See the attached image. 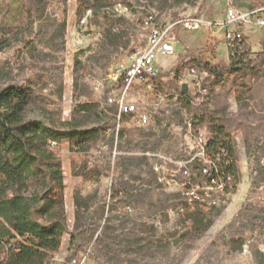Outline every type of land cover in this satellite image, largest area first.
<instances>
[{
    "label": "rangeland",
    "instance_id": "rangeland-1",
    "mask_svg": "<svg viewBox=\"0 0 264 264\" xmlns=\"http://www.w3.org/2000/svg\"><path fill=\"white\" fill-rule=\"evenodd\" d=\"M128 1L133 11L121 4L113 10L136 21L138 31L128 32L127 47L113 52L108 59L100 56L101 29L91 23L90 12L79 20L76 0H0V23L12 26L15 34L10 45L0 52V89L9 84H26L29 78L42 73L46 87L37 89L56 102L49 108L59 107L62 120L71 119L79 102H99L106 113L100 124L87 125L89 128L102 125L108 130L89 151L73 152L66 141L55 148L63 162L69 228L60 250L53 254L52 264H66L68 256L77 249L80 251L72 264H264V236L249 238L241 251H231L225 244L226 238L239 232L243 207L251 204L259 211L264 203L262 187L253 184L255 167L260 159L264 163V79L253 83L246 119L241 115L234 91L226 87L229 90L227 125L237 145L240 181L234 193L225 195L214 190L220 211H213L214 224L207 233L189 249L172 243L168 250L154 247L149 253L129 254L124 247L113 245L118 255L110 262L96 248L101 225L107 218L120 239L134 232L143 221L156 224L157 238L167 229L182 232L175 200L182 190L181 166H169L177 172L171 184L158 183L152 168L156 160L147 154L161 153L176 160L193 156L197 142L186 124L189 115L182 110L179 94L171 87L137 80L127 92L119 86L122 74L147 46L150 30L142 21L152 18L169 26L179 18L197 16L217 24L214 29L199 32L176 26L170 32L168 39L176 44L175 51L158 53L154 61L164 82L179 84L175 68L199 55L213 64L230 61L225 28L220 26L225 22L229 0ZM245 32L256 56L264 49V28L247 25ZM33 54L38 58L37 66L31 60ZM78 56L86 68L76 91L74 74ZM197 72L206 77L203 72ZM61 87L63 95L59 97ZM111 97L114 102H109ZM122 100L136 105L138 110L128 116L116 114L114 103ZM210 100L213 107L226 102L222 94ZM140 114L149 119L145 126L136 123ZM28 118L48 124L47 115L38 107L30 110ZM122 129L125 135L120 137L118 133ZM85 167L96 172L85 176L75 174L74 170L81 172ZM113 184L123 189L117 200L110 197ZM127 189L133 192L128 194ZM76 197H91L93 201L87 208L77 210ZM250 229L249 237L255 232L259 234Z\"/></svg>",
    "mask_w": 264,
    "mask_h": 264
},
{
    "label": "trees",
    "instance_id": "trees-1",
    "mask_svg": "<svg viewBox=\"0 0 264 264\" xmlns=\"http://www.w3.org/2000/svg\"><path fill=\"white\" fill-rule=\"evenodd\" d=\"M177 1L187 3L191 0ZM118 4L134 10L128 0H76L79 20L90 12L91 23L101 29L100 56L108 59L113 52L127 47L128 32L138 31L136 21L113 10ZM14 35L12 26L0 23V52L10 45ZM31 60L35 66L38 65L36 55L33 54ZM85 68L86 63L78 56L75 59L74 74L76 91L79 90ZM186 68L206 74L203 87L208 91V98L198 106L194 105V96L188 88L183 89L177 82H164L162 73L148 75L149 81L171 87L178 92L181 108L189 115L186 124L191 122L195 131L205 129L206 154L212 158L219 157L218 173L214 168L212 175L204 173L203 162L196 158L188 166V174L182 173V182L187 183L186 187L197 184L205 187L214 185L212 179L220 178L225 181L224 194L234 193L240 181V170L237 145L227 125L229 90L226 87L229 86L234 91L241 115L246 119L253 83L264 79V49L254 56L248 38L244 37L235 48L230 49L229 62L213 64L203 55L196 56L175 68L177 80L180 79L181 71ZM126 74L124 72L119 80L120 87L127 85ZM39 86L46 87L42 73L29 78L26 84H9L0 89V264H52L53 254L60 250L69 228L63 162L55 148L66 141L73 152H87L108 133L102 125L87 127L93 122L100 124L106 115L99 102H79L74 106L71 119L62 120V110L59 107L49 108L56 102L42 94L37 89ZM168 91L162 90L165 93ZM218 94H222L226 102L220 107H213L210 99ZM62 95L61 87L59 97ZM35 107L47 115L48 124L41 119L28 118L30 110ZM114 111L119 113V104L116 102ZM118 135L124 136L125 130H120ZM52 142L58 145L53 147ZM260 161L261 159L254 169L253 184L262 187L264 194V163ZM74 171L80 176L96 172L94 169L87 170V167L81 172ZM154 173L159 183L158 174ZM185 189L180 190L175 198L182 232L167 229L157 238L156 224L143 221L134 232H129L120 239L110 224V218H107L101 225L102 233L96 239V248L108 262L118 255L113 245L124 247L129 254L149 253L154 247L168 250L172 243L191 248L214 224L213 211L219 212L220 209L212 202V198H215L214 191L210 192L212 197H208L205 190L200 188V199L190 203ZM125 191L128 194L133 192L131 189ZM122 193L123 189L113 184L111 200L119 199ZM92 201L91 197H76L77 210L87 208ZM251 206L245 205L240 211L239 218L243 222H239V232L225 239V244L231 251L243 250L249 238L259 239L264 236V203L259 211ZM76 223L78 226V220ZM248 227L259 234L255 232L249 237ZM73 244L71 239V245ZM79 251L80 249L73 251L66 264H72Z\"/></svg>",
    "mask_w": 264,
    "mask_h": 264
},
{
    "label": "built area",
    "instance_id": "built-area-1",
    "mask_svg": "<svg viewBox=\"0 0 264 264\" xmlns=\"http://www.w3.org/2000/svg\"><path fill=\"white\" fill-rule=\"evenodd\" d=\"M152 17V16H150ZM142 24L147 26L150 30L146 48L135 56L134 62L126 71L127 85L124 87L127 92L133 85L134 81H149L148 75L159 74L160 70L154 67V61L158 53H173L176 49V44L171 42L168 37L170 32L176 27L180 26L188 32H199L205 29H214L217 24L209 19L200 18L197 16L183 17L175 20L169 26H165L155 22L152 18H146ZM247 25H255L259 28H264V0L260 2H253L251 0H229L225 13V22L220 24L221 28H226L225 41L230 49L235 48L239 41L247 37L245 28ZM203 75H193L192 68H186L181 71L179 84L180 86L187 85L188 90L194 96V105H200L206 98H208V91L203 87ZM115 100L111 97L109 102ZM118 103V102H116ZM119 115L123 113L133 114L138 108L134 104L125 102L119 103ZM149 119L146 115L140 114L137 117V125L145 126ZM188 129L194 135L197 142V150L195 154L186 160H176L168 155L161 153H148L147 155L155 159L153 164L154 171L158 174L159 182L161 184H171L175 180L176 171L169 168V166H181V173L188 174V166H191L196 158L203 162L204 173L208 175L213 174V168L218 173V158L209 157L206 154V140L207 131L205 129L193 130L192 123L188 121ZM53 147L58 144L52 142ZM214 185L200 187V185H193L186 187V182H181L179 185L185 189L186 196L190 200L200 199L198 190L201 188L205 190L206 196L212 197L210 192L217 189L224 194L225 181L217 178L212 179ZM215 192V191H214ZM212 202L217 205L215 198Z\"/></svg>",
    "mask_w": 264,
    "mask_h": 264
},
{
    "label": "bare ground",
    "instance_id": "bare-ground-1",
    "mask_svg": "<svg viewBox=\"0 0 264 264\" xmlns=\"http://www.w3.org/2000/svg\"><path fill=\"white\" fill-rule=\"evenodd\" d=\"M251 1L254 2V0H251ZM225 36H226V28H225ZM192 71H193V75H197V73L194 70H192ZM54 143H56V142H54Z\"/></svg>",
    "mask_w": 264,
    "mask_h": 264
},
{
    "label": "water",
    "instance_id": "water-1",
    "mask_svg": "<svg viewBox=\"0 0 264 264\" xmlns=\"http://www.w3.org/2000/svg\"><path fill=\"white\" fill-rule=\"evenodd\" d=\"M183 89H187V85H184V86H183Z\"/></svg>",
    "mask_w": 264,
    "mask_h": 264
}]
</instances>
